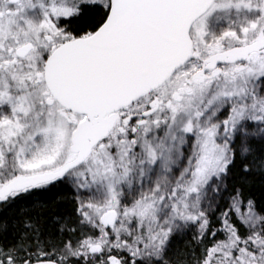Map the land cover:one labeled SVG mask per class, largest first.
Wrapping results in <instances>:
<instances>
[{
    "label": "snow or ice",
    "instance_id": "6c2138e0",
    "mask_svg": "<svg viewBox=\"0 0 264 264\" xmlns=\"http://www.w3.org/2000/svg\"><path fill=\"white\" fill-rule=\"evenodd\" d=\"M0 264H264V0H0Z\"/></svg>",
    "mask_w": 264,
    "mask_h": 264
}]
</instances>
